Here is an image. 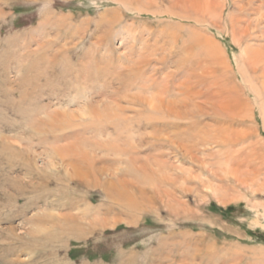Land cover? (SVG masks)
<instances>
[{
    "label": "rangeland",
    "instance_id": "rangeland-1",
    "mask_svg": "<svg viewBox=\"0 0 264 264\" xmlns=\"http://www.w3.org/2000/svg\"><path fill=\"white\" fill-rule=\"evenodd\" d=\"M262 115L264 0H0V264H264Z\"/></svg>",
    "mask_w": 264,
    "mask_h": 264
},
{
    "label": "bare ground",
    "instance_id": "bare-ground-1",
    "mask_svg": "<svg viewBox=\"0 0 264 264\" xmlns=\"http://www.w3.org/2000/svg\"><path fill=\"white\" fill-rule=\"evenodd\" d=\"M190 40V39H189ZM193 40L194 41H192V40H190V43H191V45L194 47V46H197V40H196V37H195V39L193 38ZM255 56V55H254ZM140 66V65H139ZM155 96V95H154ZM150 99V98H149ZM151 100V99H150ZM261 103V102H260ZM114 105V104H113ZM261 105V104H260ZM161 106V105H160ZM103 107V106H102ZM117 108V107H116ZM162 108V107H161ZM104 110V109H103ZM165 110V109H164ZM194 111V110H193ZM113 112V111H112ZM111 112V113H112ZM102 113H100L99 114V116L101 115ZM105 114V113H104ZM107 114V113H106ZM105 114V115H106ZM176 114V113H175ZM79 115V114H78ZM109 116H110V114H109ZM115 116H116V114H115ZM83 117V116H82ZM150 117V116H149ZM84 118V117H83ZM110 118H112V117H110ZM262 118H263V122H264V115H262ZM115 119H116V117H115ZM175 145V144H174ZM65 146V145H64ZM179 148H181V147H179ZM185 150V147H182L181 148V150ZM183 152V151H182ZM185 155H184V158L185 157H187V158H189V159H191L192 161H193V157L191 156V154L189 153V150H185ZM183 155V154H182ZM65 156V155H64ZM222 157H224L223 156V154H222ZM55 158V157H54ZM150 158V157H149ZM159 165V164H158ZM155 167V166H154ZM157 170V169H156ZM234 171V170H233ZM237 173V172H236ZM236 176H237V174H236ZM238 177H239V175H238ZM253 180V179H252ZM258 180V179H257ZM244 181V180H243ZM260 185V184H259ZM217 189V188H216ZM101 223V222H100ZM191 255V254H190ZM195 257V256H194ZM198 257V256H197Z\"/></svg>",
    "mask_w": 264,
    "mask_h": 264
}]
</instances>
